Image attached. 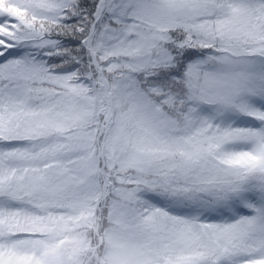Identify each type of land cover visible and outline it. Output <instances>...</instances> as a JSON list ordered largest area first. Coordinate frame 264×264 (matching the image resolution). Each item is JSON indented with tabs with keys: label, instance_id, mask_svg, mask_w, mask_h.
I'll return each mask as SVG.
<instances>
[{
	"label": "snow or ice",
	"instance_id": "snow-or-ice-1",
	"mask_svg": "<svg viewBox=\"0 0 264 264\" xmlns=\"http://www.w3.org/2000/svg\"><path fill=\"white\" fill-rule=\"evenodd\" d=\"M0 264H264V0H0Z\"/></svg>",
	"mask_w": 264,
	"mask_h": 264
},
{
	"label": "clouds",
	"instance_id": "clouds-1",
	"mask_svg": "<svg viewBox=\"0 0 264 264\" xmlns=\"http://www.w3.org/2000/svg\"><path fill=\"white\" fill-rule=\"evenodd\" d=\"M250 85V78L240 63L222 64L209 76L202 78L198 90L220 107L227 106Z\"/></svg>",
	"mask_w": 264,
	"mask_h": 264
}]
</instances>
